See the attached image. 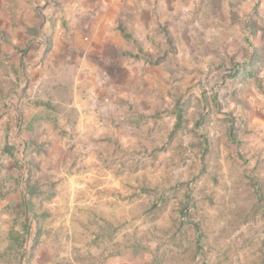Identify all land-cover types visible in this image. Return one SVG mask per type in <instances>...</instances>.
<instances>
[{
	"label": "rangeland",
	"instance_id": "374dc122",
	"mask_svg": "<svg viewBox=\"0 0 264 264\" xmlns=\"http://www.w3.org/2000/svg\"><path fill=\"white\" fill-rule=\"evenodd\" d=\"M139 2L90 83L0 0V264H264V0Z\"/></svg>",
	"mask_w": 264,
	"mask_h": 264
},
{
	"label": "crops",
	"instance_id": "0c3cea01",
	"mask_svg": "<svg viewBox=\"0 0 264 264\" xmlns=\"http://www.w3.org/2000/svg\"><path fill=\"white\" fill-rule=\"evenodd\" d=\"M140 3L139 0H62L53 39L46 41L44 46L52 57L50 66L72 68L75 82L85 78L93 83L100 70L112 66L117 60L118 56L114 58L113 52L119 49L118 44L123 43V37L129 38L125 30L127 22H137L133 23L134 28L144 25L141 20H146V13L141 11ZM158 3L157 0H147L146 5L154 11ZM78 10L87 16L86 19L80 18V25L78 18H71ZM27 22L26 19L19 25L23 35L41 33L37 23L28 25ZM145 23L148 26V20ZM112 34L115 38L111 37ZM120 49L122 55L139 59L138 55L125 51V48Z\"/></svg>",
	"mask_w": 264,
	"mask_h": 264
},
{
	"label": "trees",
	"instance_id": "16d2710c",
	"mask_svg": "<svg viewBox=\"0 0 264 264\" xmlns=\"http://www.w3.org/2000/svg\"><path fill=\"white\" fill-rule=\"evenodd\" d=\"M29 190H30V194H33V192H35L34 188H29Z\"/></svg>",
	"mask_w": 264,
	"mask_h": 264
}]
</instances>
